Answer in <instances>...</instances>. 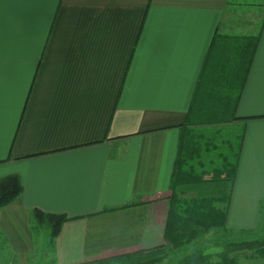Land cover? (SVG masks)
Listing matches in <instances>:
<instances>
[{"label":"crops","instance_id":"0c3cea01","mask_svg":"<svg viewBox=\"0 0 264 264\" xmlns=\"http://www.w3.org/2000/svg\"><path fill=\"white\" fill-rule=\"evenodd\" d=\"M250 1L0 0V178L18 175L23 183L22 194L0 209V240L18 264L36 248L34 209L69 217L53 243L55 264L168 246L174 193L228 197L221 231L257 228L264 0ZM251 36L257 47L240 76L231 67ZM240 82L232 116L216 112ZM195 133L201 170L223 163L224 149L211 150V139L225 145L231 134L234 182L175 184L183 145ZM239 264L264 259L243 256Z\"/></svg>","mask_w":264,"mask_h":264},{"label":"trees","instance_id":"16d2710c","mask_svg":"<svg viewBox=\"0 0 264 264\" xmlns=\"http://www.w3.org/2000/svg\"><path fill=\"white\" fill-rule=\"evenodd\" d=\"M221 40V39H219ZM258 38L248 37L245 43L239 44L238 56L240 63L231 67V70H237L242 75L248 72L252 58L257 47ZM220 44V43H219ZM221 52V51H220ZM236 54V55H237ZM225 57V54H224ZM220 59L219 66L225 63ZM227 57V56H226ZM231 57V55H230ZM212 55L207 56V64L211 62ZM233 58V57H232ZM244 59V61H243ZM204 73V72H203ZM231 75V73H230ZM241 82L239 85L231 88L226 96L227 103L217 104L215 110L227 109L233 113L236 102L241 95ZM195 103L193 102V109ZM192 108V107H191ZM226 112V111H224ZM192 115V109H191ZM191 120V117H189ZM231 121V119L229 120ZM200 122V121H199ZM221 123V122H214ZM202 138L198 133L185 141L183 145V154L176 173L175 184L214 182V181H235L237 174L238 149L231 157L221 154L223 163L214 169L204 167L202 170L194 165L195 160L202 162L201 143ZM225 140H223L224 142ZM233 149V143L227 140ZM211 150L225 146L217 143L216 138L211 139ZM215 151V150H214ZM201 153V154H200ZM23 192V183L18 175H8L0 178V209L17 199ZM229 198H182L174 193L170 198V208L168 212L167 223L165 226V241L168 246H158L148 250H142L114 258L98 260L92 264H161L169 257L171 252L182 249L192 244L200 235L207 234L213 230L224 229L227 224V205ZM69 219L64 214L47 213L40 209L33 210V220L37 226L46 225L51 230V243L61 232L63 224ZM264 226V224H263ZM257 257L264 259V228L261 235L254 240L229 242L218 253L199 252L181 260L178 264H239L241 257Z\"/></svg>","mask_w":264,"mask_h":264},{"label":"rangeland","instance_id":"374dc122","mask_svg":"<svg viewBox=\"0 0 264 264\" xmlns=\"http://www.w3.org/2000/svg\"><path fill=\"white\" fill-rule=\"evenodd\" d=\"M237 3H241L245 6L247 3H251L250 0H236ZM225 141L232 140L231 134L225 136ZM220 140L218 139V142ZM235 141L233 140V145ZM221 145V144H220ZM224 149V155L233 156L237 150V145L233 146L230 150L227 142ZM217 161V160H216ZM219 163L217 161L215 164ZM208 168L210 165H208ZM210 170V169H209ZM264 210L263 216L259 217V223L257 228L249 233H239L233 231H221V229L213 230L207 234L200 235L192 244L171 252L169 250V257L161 264H178L179 261L189 257L190 255L204 252V253H218L222 251L223 247L229 242H240L258 238L264 228ZM36 235V248L32 256H30L25 264H55L54 253L52 251L53 243H51V230L46 225H40L35 231ZM0 264H18L13 255L6 248L5 244L0 240Z\"/></svg>","mask_w":264,"mask_h":264}]
</instances>
